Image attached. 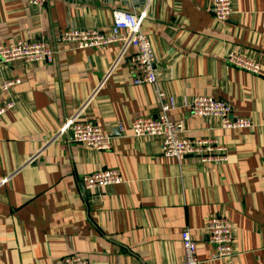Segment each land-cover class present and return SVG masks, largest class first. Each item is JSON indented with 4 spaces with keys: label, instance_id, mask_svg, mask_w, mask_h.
Listing matches in <instances>:
<instances>
[{
    "label": "crops",
    "instance_id": "crops-1",
    "mask_svg": "<svg viewBox=\"0 0 264 264\" xmlns=\"http://www.w3.org/2000/svg\"><path fill=\"white\" fill-rule=\"evenodd\" d=\"M211 0H0V42L42 40L52 61H0V264H60L76 253L91 264H182L181 232L196 242L200 264H264V0H232L220 22ZM146 17L158 86L176 96L167 114L183 120L182 136L213 137L226 147L223 162L165 156L159 142L134 136L131 123L160 113L154 87L134 84L120 42L77 47L66 28L108 34L113 11ZM240 51L261 61L259 73L231 65ZM19 81L8 89L7 78ZM211 95L228 102L253 126L223 128L182 105ZM91 119L109 138L97 151L76 142L64 127ZM123 178L98 189L82 178L100 169ZM217 213L232 224L234 252L210 260L204 231Z\"/></svg>",
    "mask_w": 264,
    "mask_h": 264
},
{
    "label": "built area",
    "instance_id": "built-area-1",
    "mask_svg": "<svg viewBox=\"0 0 264 264\" xmlns=\"http://www.w3.org/2000/svg\"><path fill=\"white\" fill-rule=\"evenodd\" d=\"M29 3L40 6L42 0H29ZM209 9L216 20L225 22L232 13V0H211ZM144 17H146L144 9L139 14L116 9L113 11V22L108 34L95 28H66L61 31V38L80 48L102 47L115 41L120 42L122 52L128 47L133 48L134 52L128 58L132 82L153 85L156 101L160 107V113L155 117H138L132 121L133 135L157 139L160 151L165 156L182 159L186 155H193L201 161H225L227 158L226 147L216 138L184 137L181 135L184 130L183 120H174L168 116L167 112L176 106V96L165 93L158 86L152 40L142 33L139 27V22ZM55 53L56 50L46 45L42 40L17 39L11 42H0L1 62L14 60L22 61L24 64L38 61L48 62L53 60ZM225 59L231 65L248 72L259 73L262 69L261 61L240 51H229L225 55ZM18 81L17 77L7 78L1 82V87L6 90ZM178 97H180L182 105L188 106L193 114L207 120H215L223 128H251L253 126L250 118L234 115L230 104L225 100L211 95H196L191 98L180 95ZM12 105V99L0 104V114ZM64 129L70 131L76 142L97 151L107 150L110 147L109 138L89 118L77 119L74 116L58 130V133ZM122 181L123 178L118 170L112 168L96 170L82 178L84 187L87 189H98ZM204 231L213 248L209 259H228L234 252V233L231 222L221 214L212 213L205 220ZM181 243L183 248L182 264H200L196 253V242L188 229L181 232ZM60 264L91 263L79 254L70 253L62 257Z\"/></svg>",
    "mask_w": 264,
    "mask_h": 264
}]
</instances>
